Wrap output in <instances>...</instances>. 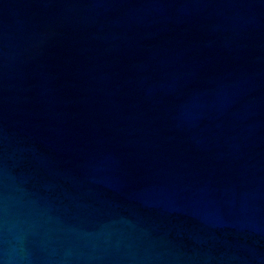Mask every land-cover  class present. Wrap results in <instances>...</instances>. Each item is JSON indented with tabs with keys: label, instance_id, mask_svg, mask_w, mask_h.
<instances>
[{
	"label": "water",
	"instance_id": "1",
	"mask_svg": "<svg viewBox=\"0 0 264 264\" xmlns=\"http://www.w3.org/2000/svg\"><path fill=\"white\" fill-rule=\"evenodd\" d=\"M0 264H264V0H0Z\"/></svg>",
	"mask_w": 264,
	"mask_h": 264
}]
</instances>
